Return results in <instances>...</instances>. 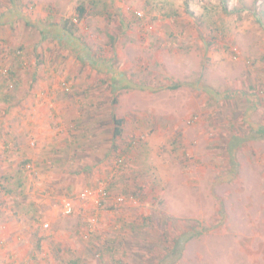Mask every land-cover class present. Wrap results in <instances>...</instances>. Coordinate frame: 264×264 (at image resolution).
<instances>
[{"label": "rangeland", "instance_id": "rangeland-1", "mask_svg": "<svg viewBox=\"0 0 264 264\" xmlns=\"http://www.w3.org/2000/svg\"><path fill=\"white\" fill-rule=\"evenodd\" d=\"M84 1L0 0V264H264V0Z\"/></svg>", "mask_w": 264, "mask_h": 264}, {"label": "trees", "instance_id": "trees-1", "mask_svg": "<svg viewBox=\"0 0 264 264\" xmlns=\"http://www.w3.org/2000/svg\"><path fill=\"white\" fill-rule=\"evenodd\" d=\"M102 1H99V0H86V1H84V3L81 5V6H79V10H80V12L83 14L84 12L86 13V12H88L89 11V9H90V7H91V4L90 3H92L93 4V6H95V7H98V10H97V12L98 13H102L103 11H106L107 10V7L106 6H103L102 8H100L99 7V5H100V3H101ZM224 6V9H227L226 8V6L225 5H223ZM1 24V23H0ZM65 29H67V30H69L70 32H71V29L68 27V25H67V22L65 23V25L63 26ZM64 29V30H65ZM20 50V49H19ZM15 52H17V50H15ZM16 55H19V54H16ZM0 70H2V71H4V74L5 73H7L6 74V77L8 76V78H13L14 79V73L13 72H11V70H9V72H8V69H6V71L5 70H3V69H1L0 68ZM3 74V73H2ZM10 84V83H9ZM13 84V83H12ZM12 86V85H11ZM112 117H113V120L115 121V124H116V126L114 127L115 129H114V132H113V134H114V137H117V136H120L121 134H122V128H121V125H122V120L121 119H118V118H116V115H115V113H112ZM124 166V165H123ZM137 179V178H136ZM147 183L146 182H142V181H140V183H139V181H138V187H137V189H141V190H144L145 189V185H146ZM146 190V189H145ZM118 197H120V196H118ZM140 197L141 196H138V200H140ZM177 247L178 248H181V247H183L182 245H181V242L180 241H178L177 242ZM75 264V263H74Z\"/></svg>", "mask_w": 264, "mask_h": 264}, {"label": "built area", "instance_id": "built-area-1", "mask_svg": "<svg viewBox=\"0 0 264 264\" xmlns=\"http://www.w3.org/2000/svg\"><path fill=\"white\" fill-rule=\"evenodd\" d=\"M137 14H138L139 16L142 15L141 12H137ZM88 192H89V193H92L91 191H88ZM82 194L85 196V192H83ZM104 195L106 196L105 193H104ZM105 196H104V197H105ZM116 200H117V201H121V200H123V198H122V197H117ZM73 211H74V206H73V204L71 203V201L67 200V201H66V212H67V213H72Z\"/></svg>", "mask_w": 264, "mask_h": 264}, {"label": "crops", "instance_id": "crops-1", "mask_svg": "<svg viewBox=\"0 0 264 264\" xmlns=\"http://www.w3.org/2000/svg\"><path fill=\"white\" fill-rule=\"evenodd\" d=\"M142 163H143V162H142ZM142 163H140V164H136L135 166H136V167H140V165H141ZM141 166H142V165H141ZM142 168H144V169L150 171V168H149L147 165H144Z\"/></svg>", "mask_w": 264, "mask_h": 264}]
</instances>
